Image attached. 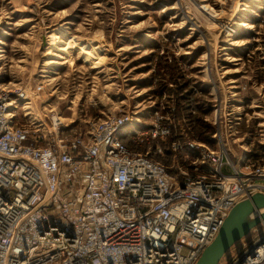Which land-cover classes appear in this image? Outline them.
Listing matches in <instances>:
<instances>
[{
  "label": "built area",
  "instance_id": "1",
  "mask_svg": "<svg viewBox=\"0 0 264 264\" xmlns=\"http://www.w3.org/2000/svg\"><path fill=\"white\" fill-rule=\"evenodd\" d=\"M3 27L0 264H195L233 207L264 193V165L249 155L228 160L229 139L219 129L218 149L194 138L183 162L167 165L126 142L170 135L162 119L110 113L67 129L56 110L51 119L32 118L27 89L5 80ZM44 89L40 82L31 90ZM133 122L139 129L121 135ZM230 123L237 134L243 119ZM183 147L175 143L173 151ZM232 251L235 258L219 264H264V223Z\"/></svg>",
  "mask_w": 264,
  "mask_h": 264
},
{
  "label": "rangeland",
  "instance_id": "2",
  "mask_svg": "<svg viewBox=\"0 0 264 264\" xmlns=\"http://www.w3.org/2000/svg\"><path fill=\"white\" fill-rule=\"evenodd\" d=\"M0 22L5 80L27 89L30 117L56 110L67 129L110 113L162 119L170 135L126 142L167 165L194 138L218 149L219 129L228 160L264 165V0H0Z\"/></svg>",
  "mask_w": 264,
  "mask_h": 264
},
{
  "label": "water",
  "instance_id": "3",
  "mask_svg": "<svg viewBox=\"0 0 264 264\" xmlns=\"http://www.w3.org/2000/svg\"><path fill=\"white\" fill-rule=\"evenodd\" d=\"M264 223V193L257 192L236 204L214 241L202 252L195 264H219L227 253L237 248Z\"/></svg>",
  "mask_w": 264,
  "mask_h": 264
},
{
  "label": "bare ground",
  "instance_id": "4",
  "mask_svg": "<svg viewBox=\"0 0 264 264\" xmlns=\"http://www.w3.org/2000/svg\"><path fill=\"white\" fill-rule=\"evenodd\" d=\"M53 73H56L55 71H52ZM135 127H137V128H139L138 126H137V124H136V122H133V123H131V125L128 127V128H126L123 132H121L120 134L121 135H125L128 131H129V129H132V133H135L134 131V129L133 128H135Z\"/></svg>",
  "mask_w": 264,
  "mask_h": 264
},
{
  "label": "trees",
  "instance_id": "5",
  "mask_svg": "<svg viewBox=\"0 0 264 264\" xmlns=\"http://www.w3.org/2000/svg\"><path fill=\"white\" fill-rule=\"evenodd\" d=\"M194 128L196 129V131L198 132V133H204L205 132V130L203 129L202 130V125L200 124V122H196V120H195V124H194ZM128 144V143H127ZM131 148H133V146H131L130 144H128Z\"/></svg>",
  "mask_w": 264,
  "mask_h": 264
}]
</instances>
